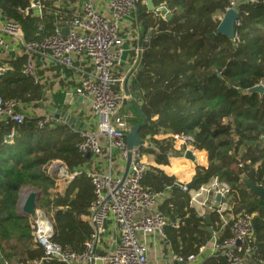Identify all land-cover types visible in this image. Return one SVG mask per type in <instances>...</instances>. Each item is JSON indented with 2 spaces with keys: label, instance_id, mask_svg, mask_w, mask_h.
Instances as JSON below:
<instances>
[{
  "label": "trees",
  "instance_id": "trees-1",
  "mask_svg": "<svg viewBox=\"0 0 264 264\" xmlns=\"http://www.w3.org/2000/svg\"><path fill=\"white\" fill-rule=\"evenodd\" d=\"M152 2L154 6L165 3L170 15L163 20L144 3L136 6L143 34L151 35L144 44L140 69L129 85V92L140 95L141 113L151 117L140 127L139 135L142 140L159 133L189 136L192 140L187 143L207 152V164L196 166L191 188L198 189L217 177L228 184V194L236 197L232 214L255 213L257 226L249 243V259L250 264H260L264 262V200L247 188L245 180L256 184L264 176V94L240 90L264 83V5L240 6L235 26L238 40L222 34L211 40L207 35L216 30L229 0ZM28 5L29 0H0V10L20 23L25 41L50 34L53 18L20 11ZM38 24H42L41 30ZM23 63L20 56L0 74V97L22 103L41 98L39 84L23 75ZM145 105L151 106L149 115ZM119 114L126 116L129 128L143 121L139 111ZM42 118H29L30 125L18 126L11 141H4L8 130L0 129V253L8 264L13 256L21 257L20 264L44 258L43 247L31 240L28 216L19 212L23 188L37 190V204L45 203L49 210L52 207L53 240L58 244L81 252L92 231L87 218L93 200L90 180L84 174L75 175L51 201L56 180L47 172L53 161H60L68 171L86 168L90 158L77 148L82 136L51 122L38 127ZM142 150L153 154L158 164L167 163V153L147 147ZM141 183L149 190L166 192L159 208L168 218L181 220L178 228H165L173 252L183 257L196 254L209 234L204 219L190 206L188 190L175 177L151 167L145 170ZM57 208L64 212L54 215ZM45 264L64 263L50 258ZM200 264L229 262L217 254Z\"/></svg>",
  "mask_w": 264,
  "mask_h": 264
},
{
  "label": "built area",
  "instance_id": "built-area-1",
  "mask_svg": "<svg viewBox=\"0 0 264 264\" xmlns=\"http://www.w3.org/2000/svg\"><path fill=\"white\" fill-rule=\"evenodd\" d=\"M146 1L105 0V12H101L96 8L93 0H83L78 12H70L57 9L55 5L50 6L46 0H29V5L20 9L21 12L35 17L50 15L54 21L50 34L29 41L24 40L23 30L18 21L8 17L0 25L2 35L9 36L12 41L21 40V56L24 57L22 73L29 76L36 84L39 83V79L35 74L33 63L37 57L50 58L64 66H70L75 59H79L92 68L91 72L81 79L74 92L89 100L97 116L96 129L81 133L82 140L77 145L80 152L90 153L89 164L93 159L97 163V168L78 167L68 171L60 161L53 165L58 174L55 178L60 177L56 179V186L60 181L69 182L78 174H84L90 180L93 200L87 218L91 223L92 231L83 242L81 252L62 246L53 240L55 232L53 219L47 213L49 209L37 204L34 216L28 218L34 241L43 247L44 258L28 264H45L50 258L58 259L64 264L96 259H100L102 264H148L146 247L137 239V232L153 231L166 236L167 226L173 228L180 226V218L172 220L159 208L167 193L149 190L142 186L143 174L148 169L142 147L147 146L142 140L140 146L130 150L127 148L125 135L130 128L126 116L119 114L123 101L129 98V94L124 90L125 84L136 70L125 71L124 74L118 73L117 68L124 60L125 52L130 48L125 47L127 36L123 26L127 24L128 31L137 34L134 39L139 41V46L133 48L139 53L136 56L137 67L141 62L143 46L151 38L149 32L143 34L137 20L136 6L139 3L145 4ZM242 4L264 5V0H229L225 9H233L238 13L234 26L239 24V10ZM155 10L159 12L161 19H168L170 12L165 3L154 6L153 12ZM62 28H67L66 34L61 32ZM41 29L42 24H38V30ZM232 39L238 40L235 30ZM0 48L8 49V42L1 35ZM6 69L8 68L5 65H1L0 74ZM260 83L264 85L263 82ZM25 116L20 100L0 97V129L8 130L4 135V141H11L17 133L16 128L29 121ZM48 122L49 119L43 117L37 121V126L41 127ZM177 136L186 150H193L194 147L187 143L192 140L191 137ZM103 143L106 144L105 152H103ZM114 150L118 151L125 160L127 152L130 151L129 167L122 181L121 176L113 172ZM256 184L264 188V176ZM182 187L185 189L184 184ZM199 188V190L217 192L223 197H227L229 191L228 184L217 177L211 178L208 188L204 186ZM198 191L196 195L200 193ZM43 220L48 224L45 230L40 227ZM254 221L255 213L248 212L231 214V217L224 221L223 226L228 231V236L216 240L214 249L229 264L251 263L249 256L252 250L249 243L254 236ZM107 224L115 232L116 238L112 250L100 255L98 248L103 234L107 232ZM194 258L193 253L186 257L175 256L176 261L180 263H189ZM0 259L3 264H8V260L1 253Z\"/></svg>",
  "mask_w": 264,
  "mask_h": 264
},
{
  "label": "crops",
  "instance_id": "crops-1",
  "mask_svg": "<svg viewBox=\"0 0 264 264\" xmlns=\"http://www.w3.org/2000/svg\"><path fill=\"white\" fill-rule=\"evenodd\" d=\"M46 1L50 6L55 5L57 9L78 12L83 0ZM93 2L99 11L105 12V0H93ZM7 18L8 16L0 10V25ZM123 30L127 36L125 47L127 49L130 48L125 52L123 56L124 60L117 68L118 73L124 74L125 71L136 70L132 72L125 84L124 90L128 92L129 98L125 99L127 101H123L119 112H127L130 115L134 111H139L146 120L150 116L147 117L145 113L143 111L141 113L139 109L142 105L140 95L136 91L129 92L130 81L137 75L140 69L139 64L136 67V56H138L139 53L133 49L135 46H139V41L134 39L137 36L135 32L128 31L129 27L127 24L123 26ZM0 35L8 42V49L2 50L0 48V66L5 65L7 68H11L13 63L21 56L22 42L20 39L12 41L9 36L2 35L1 32ZM33 68L39 79L38 84L41 87L42 96L35 102L22 103V110L28 118L47 117L51 124L63 126L68 132H76L80 135L83 132L96 129L97 116L92 110L89 100L74 92L81 79L87 73L91 72L92 68L88 64H84L80 62L79 59H75L72 65L64 66L50 58L37 57L33 63ZM133 101H135L138 106H136ZM145 106L146 107H143V109L146 114L148 113L149 115L151 106ZM143 141L146 143L147 148H151L157 152L167 153L168 155L166 164H158L153 154L143 153L144 161L147 166L157 168L164 174L175 177L176 181L181 184L185 185L192 181L196 166H206L207 164V152L205 150L193 148L194 160L186 158L184 156L186 149L177 135L159 133L149 135ZM102 142L104 141L102 140ZM103 146V152H105L106 144L103 143ZM114 152L115 155L112 160L113 172L118 176H122L125 159H123L118 151L115 150ZM55 162L58 161L51 162V165H54ZM103 163H105L104 160ZM89 168H97V163H95L93 159ZM210 182L211 179L201 186L208 188ZM199 189L200 188H191L188 190L190 206L196 211L197 217L204 219V228L208 231L209 238L199 247L193 261L182 264H200L206 257L218 254L214 249V242L223 238L226 232L223 224L225 220L231 217V206L236 198L233 194H228L227 197L219 195V200H217V192ZM198 190L200 193L196 195L195 193ZM212 218H215L216 221L212 222ZM115 238V232H113L111 227L107 224V232H105L101 238L98 253L101 255L111 251ZM137 239L146 247L148 264H176V254L173 252L170 241L166 236H161L153 231H139L137 232ZM76 264H102V261L100 259L93 261L78 260Z\"/></svg>",
  "mask_w": 264,
  "mask_h": 264
},
{
  "label": "water",
  "instance_id": "water-1",
  "mask_svg": "<svg viewBox=\"0 0 264 264\" xmlns=\"http://www.w3.org/2000/svg\"><path fill=\"white\" fill-rule=\"evenodd\" d=\"M146 7L147 10L149 11H153V2L152 0H147L146 1ZM156 14H159V12L157 10H155ZM238 18V13L235 12L233 9H227L224 13V15L222 16L219 24L216 27V30L210 34H208L207 36L212 40L217 34H222L225 35L229 38H233V34H234V30H235V20ZM61 32L63 34L67 33V28H62ZM24 75V74H23ZM241 93L243 94H251V93H258L260 96L264 94V85L262 83H257L249 88L246 89H242L240 90ZM125 93L128 94L127 91H125ZM136 106L137 103L135 101H133ZM145 123V117L143 118V121L135 124L134 126H132L129 131L126 133L125 135V141H126V146L127 148L130 150L133 147H138L141 145L142 143V139L139 135V129L140 127ZM27 125H30V121H27ZM90 153L86 152L85 153V157L89 158ZM184 156L186 158H189L191 160H194V155L192 150L187 149L184 153ZM129 162H130V151L127 152L126 154V160H125V166H124V171L123 174L121 176V181L124 179L128 167H129ZM86 168L88 169L90 167V164L87 163ZM54 180L59 179L52 177ZM192 181L185 184V189L189 190L192 187ZM245 185L247 186V188L249 190H251L252 192L256 193L260 198H262L264 200V188L249 181V180H245ZM38 191L37 190H31L29 192H25V189L21 190L19 192V202H18V208H19V212H21L22 214L28 216V217H32L35 214V208L37 206V198H38ZM219 194L216 195V199L219 200ZM63 209L61 208H57L54 210V215L57 214H61L63 213ZM257 226L256 221H254L253 223V228L255 229ZM180 262H176V264H178ZM182 264V263H181Z\"/></svg>",
  "mask_w": 264,
  "mask_h": 264
},
{
  "label": "rangeland",
  "instance_id": "rangeland-1",
  "mask_svg": "<svg viewBox=\"0 0 264 264\" xmlns=\"http://www.w3.org/2000/svg\"><path fill=\"white\" fill-rule=\"evenodd\" d=\"M25 117H28V116H25ZM114 151H115V150H114ZM55 168H56V167H55ZM47 172H48V175L51 176V178H52V177H56V176H58L56 169L53 168V165H51V163H50V165H49L48 168H47ZM64 183H65L64 181H60V182L57 183V186H55V187L52 189V191H51V197H50L51 200H54L55 195L58 194V192H63V187H62V185H63ZM31 190H35V189H33V188H25V192H29V191H31ZM44 204H45V203H42V204H40V206H42V205H44ZM45 209H47V208H45ZM46 211H47V210H46ZM47 213H48V214L50 215V217L52 218V207H51V210H48V211H47ZM52 222H53V220H52ZM28 224L30 225L29 233H30V235L32 236V239H31V240L34 241V235H33V233H32V226H31V224H30V222H29V218H28ZM19 258H21V257H20V256H13V257L10 259L9 264H20V263H19Z\"/></svg>",
  "mask_w": 264,
  "mask_h": 264
},
{
  "label": "bare ground",
  "instance_id": "bare-ground-1",
  "mask_svg": "<svg viewBox=\"0 0 264 264\" xmlns=\"http://www.w3.org/2000/svg\"><path fill=\"white\" fill-rule=\"evenodd\" d=\"M47 222H45V220H43L42 222H41V225H40V227H41V229H43V230H45L46 228H47Z\"/></svg>",
  "mask_w": 264,
  "mask_h": 264
}]
</instances>
